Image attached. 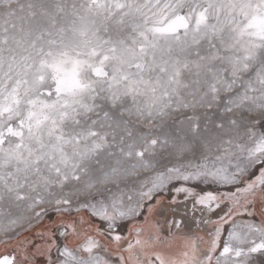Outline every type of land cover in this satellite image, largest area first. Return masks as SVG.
<instances>
[{
	"label": "snow or ice",
	"instance_id": "obj_1",
	"mask_svg": "<svg viewBox=\"0 0 264 264\" xmlns=\"http://www.w3.org/2000/svg\"><path fill=\"white\" fill-rule=\"evenodd\" d=\"M264 264V0H0V264Z\"/></svg>",
	"mask_w": 264,
	"mask_h": 264
},
{
	"label": "rangeland",
	"instance_id": "obj_2",
	"mask_svg": "<svg viewBox=\"0 0 264 264\" xmlns=\"http://www.w3.org/2000/svg\"><path fill=\"white\" fill-rule=\"evenodd\" d=\"M40 264H44V260H42V262Z\"/></svg>",
	"mask_w": 264,
	"mask_h": 264
},
{
	"label": "flooded vegetation",
	"instance_id": "obj_3",
	"mask_svg": "<svg viewBox=\"0 0 264 264\" xmlns=\"http://www.w3.org/2000/svg\"><path fill=\"white\" fill-rule=\"evenodd\" d=\"M43 258H41L40 263L42 262Z\"/></svg>",
	"mask_w": 264,
	"mask_h": 264
}]
</instances>
